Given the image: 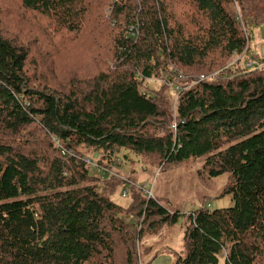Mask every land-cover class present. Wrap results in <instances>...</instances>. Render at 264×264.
Returning a JSON list of instances; mask_svg holds the SVG:
<instances>
[{"label":"trees","instance_id":"obj_1","mask_svg":"<svg viewBox=\"0 0 264 264\" xmlns=\"http://www.w3.org/2000/svg\"><path fill=\"white\" fill-rule=\"evenodd\" d=\"M261 25L264 0H0V264H142L140 236L181 214L110 200L122 152L226 176L228 207L189 211L174 264H264Z\"/></svg>","mask_w":264,"mask_h":264},{"label":"rangeland","instance_id":"obj_2","mask_svg":"<svg viewBox=\"0 0 264 264\" xmlns=\"http://www.w3.org/2000/svg\"><path fill=\"white\" fill-rule=\"evenodd\" d=\"M108 13L109 11L104 9V14ZM249 34L251 37V51L258 57L264 58V25L251 28ZM161 83V81H149L146 84L145 91L150 93L152 90L159 88ZM121 155H123V152L117 154L114 158V166L111 170L114 177L111 176L110 185L103 183L104 189L110 195L111 201L124 208L129 207L137 197L141 199L147 197L159 199L161 204L169 211H177L181 214L174 226L164 227L154 235L143 233L140 236L142 264H174L178 257L185 255L182 240L186 215L194 206H198L205 197H209L206 203L208 208L219 206L223 198L215 200L212 197L223 188L226 183V176L221 175L208 181L199 179L197 171L201 167L200 161L169 166L159 169V171L150 169L143 172L141 164L136 161L128 168L127 163L122 161ZM117 176H120V178H116ZM122 179L146 187L151 195L148 193L143 194L140 190L130 187V195L127 198H122L121 192L124 186ZM217 264H224L223 256L219 257Z\"/></svg>","mask_w":264,"mask_h":264},{"label":"built area","instance_id":"obj_3","mask_svg":"<svg viewBox=\"0 0 264 264\" xmlns=\"http://www.w3.org/2000/svg\"><path fill=\"white\" fill-rule=\"evenodd\" d=\"M250 63H251V62H249V63L247 64V68L251 66ZM64 153H65V152L62 151V154H63V155H64ZM85 161H87L89 164H91L92 166H94V164L91 163V161H90L88 158H86ZM113 166H114V165H113ZM113 166H112V167H113ZM146 193H148L149 195H151V193H150L149 190H146ZM127 195H128V188L125 187V188H123V190H122V192H121V196H122V198H126Z\"/></svg>","mask_w":264,"mask_h":264},{"label":"crops","instance_id":"obj_4","mask_svg":"<svg viewBox=\"0 0 264 264\" xmlns=\"http://www.w3.org/2000/svg\"><path fill=\"white\" fill-rule=\"evenodd\" d=\"M229 205V198L225 197L220 201L219 206H215L214 208L221 209V208H227Z\"/></svg>","mask_w":264,"mask_h":264},{"label":"water","instance_id":"obj_5","mask_svg":"<svg viewBox=\"0 0 264 264\" xmlns=\"http://www.w3.org/2000/svg\"><path fill=\"white\" fill-rule=\"evenodd\" d=\"M94 157L96 158V157H97V155H94Z\"/></svg>","mask_w":264,"mask_h":264}]
</instances>
